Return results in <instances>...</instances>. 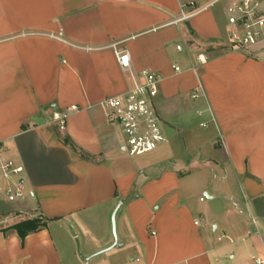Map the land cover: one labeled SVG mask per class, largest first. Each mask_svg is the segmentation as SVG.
Instances as JSON below:
<instances>
[{
    "label": "crops",
    "instance_id": "obj_1",
    "mask_svg": "<svg viewBox=\"0 0 264 264\" xmlns=\"http://www.w3.org/2000/svg\"><path fill=\"white\" fill-rule=\"evenodd\" d=\"M237 1L0 0V161L30 194L0 204L30 216L0 264H264V41L229 48ZM116 50L163 78L166 142L136 162L100 105L131 86Z\"/></svg>",
    "mask_w": 264,
    "mask_h": 264
},
{
    "label": "built area",
    "instance_id": "obj_2",
    "mask_svg": "<svg viewBox=\"0 0 264 264\" xmlns=\"http://www.w3.org/2000/svg\"><path fill=\"white\" fill-rule=\"evenodd\" d=\"M227 22L231 27L229 48L246 52L264 41V9L259 0H238L227 9ZM116 57L122 71L131 79L124 94L101 102L110 123L118 125L123 133V150L130 157H141L158 150L166 136L155 108L163 78L150 70L135 72L127 51H117ZM205 54H199L192 70L208 63ZM175 73H181L175 67ZM77 111V108H72ZM64 130L66 117L59 121ZM0 204L25 203L30 194L27 189L26 170L13 160L0 161ZM199 223L196 222V225ZM261 264V263H259Z\"/></svg>",
    "mask_w": 264,
    "mask_h": 264
},
{
    "label": "rangeland",
    "instance_id": "obj_3",
    "mask_svg": "<svg viewBox=\"0 0 264 264\" xmlns=\"http://www.w3.org/2000/svg\"><path fill=\"white\" fill-rule=\"evenodd\" d=\"M162 127H163V125H162ZM126 155H128V154H126ZM147 155H149V154H147ZM147 155H144V156H147ZM144 156H141V157L143 158ZM141 157H132L129 159H131L130 161L136 162L137 160L141 159ZM27 213H28L27 210H22V212H20V211L15 210V207L11 206V205H6V206L0 207V228L3 229L4 227H7L9 224L7 222L8 220H13L12 223H14L18 219L21 220L23 218H29L30 216Z\"/></svg>",
    "mask_w": 264,
    "mask_h": 264
},
{
    "label": "trees",
    "instance_id": "obj_4",
    "mask_svg": "<svg viewBox=\"0 0 264 264\" xmlns=\"http://www.w3.org/2000/svg\"><path fill=\"white\" fill-rule=\"evenodd\" d=\"M45 226L46 223H44L41 219L37 218L26 220L19 224H16L10 227V230L16 231L22 239H25V237L30 233L36 232Z\"/></svg>",
    "mask_w": 264,
    "mask_h": 264
}]
</instances>
